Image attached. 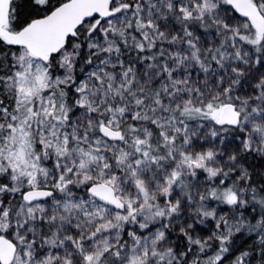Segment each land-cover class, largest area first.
Returning a JSON list of instances; mask_svg holds the SVG:
<instances>
[{"label":"snow or ice","instance_id":"snow-or-ice-1","mask_svg":"<svg viewBox=\"0 0 264 264\" xmlns=\"http://www.w3.org/2000/svg\"><path fill=\"white\" fill-rule=\"evenodd\" d=\"M0 264H264V0H0Z\"/></svg>","mask_w":264,"mask_h":264}]
</instances>
